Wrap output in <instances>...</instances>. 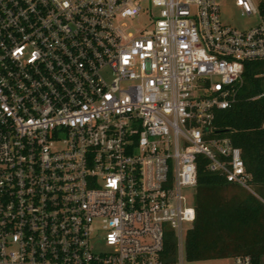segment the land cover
Segmentation results:
<instances>
[{
  "label": "built area",
  "instance_id": "1",
  "mask_svg": "<svg viewBox=\"0 0 264 264\" xmlns=\"http://www.w3.org/2000/svg\"><path fill=\"white\" fill-rule=\"evenodd\" d=\"M233 1L259 21L224 24L217 0H0V264H183L198 156L252 190L213 124L264 59L260 0Z\"/></svg>",
  "mask_w": 264,
  "mask_h": 264
},
{
  "label": "trees",
  "instance_id": "2",
  "mask_svg": "<svg viewBox=\"0 0 264 264\" xmlns=\"http://www.w3.org/2000/svg\"><path fill=\"white\" fill-rule=\"evenodd\" d=\"M264 18V0L259 2ZM264 59L247 61L235 101L217 109L213 124L241 149L253 190L226 180L198 156L197 184L193 193L195 219L185 230L187 260L215 259L249 254L253 264H264ZM165 258L174 261L176 237L165 239Z\"/></svg>",
  "mask_w": 264,
  "mask_h": 264
},
{
  "label": "rangeland",
  "instance_id": "3",
  "mask_svg": "<svg viewBox=\"0 0 264 264\" xmlns=\"http://www.w3.org/2000/svg\"><path fill=\"white\" fill-rule=\"evenodd\" d=\"M220 8V18L224 24L236 27L239 29H245L253 26L259 21V16L257 14H244L241 13L240 8L234 5L233 0H217ZM126 24L129 27L141 28L148 25V21L140 18L126 20ZM253 190V186H252ZM191 190V194H192ZM193 197V196H192ZM192 200L190 199V202ZM233 261L230 257L225 258H215V259H201V260H187L184 259L183 264H232Z\"/></svg>",
  "mask_w": 264,
  "mask_h": 264
}]
</instances>
